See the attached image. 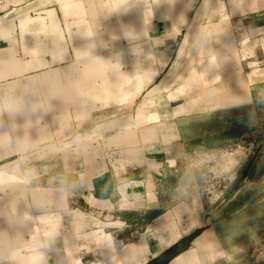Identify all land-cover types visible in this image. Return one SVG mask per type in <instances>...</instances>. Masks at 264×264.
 <instances>
[{
	"label": "crops",
	"instance_id": "crops-1",
	"mask_svg": "<svg viewBox=\"0 0 264 264\" xmlns=\"http://www.w3.org/2000/svg\"><path fill=\"white\" fill-rule=\"evenodd\" d=\"M200 2L0 0V11L29 4L46 10L44 18L21 17L18 34L15 21L0 23V167L21 157L13 169L30 181L0 190V264H146L194 233L196 241L171 264H242L241 254L252 252L226 246L214 222L243 218L259 204L238 210L247 203L240 201L247 154L224 152L217 169L224 192L214 207L204 195L169 205L163 180L194 151L179 122L264 102V0H204L197 50L167 89L172 103L182 102L167 104L166 116L138 108L136 117L93 119L101 109L131 107L164 75ZM38 25L45 44L28 36ZM106 42L117 48L111 58L99 54ZM124 43L135 46L124 50ZM221 120L220 127L230 126ZM73 121L78 135L67 139ZM61 174L75 176L73 191L56 186ZM68 198L95 213L70 212ZM91 222L109 233L106 249L86 230Z\"/></svg>",
	"mask_w": 264,
	"mask_h": 264
},
{
	"label": "rangeland",
	"instance_id": "rangeland-1",
	"mask_svg": "<svg viewBox=\"0 0 264 264\" xmlns=\"http://www.w3.org/2000/svg\"><path fill=\"white\" fill-rule=\"evenodd\" d=\"M2 5H5L4 2H1V6ZM36 9L37 5L34 4V7L30 11L25 12L22 15L14 17L12 19V21H15L16 34L19 33L18 21L26 14L31 19H36L40 16H42V18L45 17L46 10L41 14L39 11H36ZM7 12L8 10L0 11V16L4 15ZM114 20H116V18ZM237 28V24L233 25L235 36L239 41L241 37L237 31ZM30 33L34 34L33 40L40 39L41 42L47 40L46 32L42 30L41 25L34 27V29L31 28L30 31L28 30V36ZM107 39L108 37L104 35L102 41H106ZM67 46L73 57L72 63H75L76 60L74 56L73 46L70 43H68ZM103 46L105 47V49L99 51V54L110 56V58L113 57V53H116V46L108 42L104 43ZM133 46H135V44L130 43V45H127L126 43H124V50L127 49V47L129 49ZM111 63L115 64L112 61ZM66 65L67 64L63 65L62 67ZM170 67L171 65L169 66V68ZM169 68L159 80L148 87L146 91H144L142 96H140L134 103H132L133 105H131V107H126L127 109L122 107H116L115 109H101L102 111L100 110L99 112L93 114L94 121H99L100 124H102L104 121L109 120V117H111L112 115H116L118 120H122L123 117L128 114L136 117L138 115V108L142 111L141 114L151 112L158 113L162 117L166 116V111L168 110V107H166V105L171 103V105L174 106L182 102V100H175L172 103L171 101L173 100L170 99L168 93L170 89L167 90V88L164 87L161 88V90H159L157 93V95L163 94L164 96L162 97H157L155 99V93L151 95H148V93H150L160 84L162 78L166 75ZM176 79L177 76L174 80L168 81V88H171L173 84L175 85ZM151 99L153 101L147 102L145 104L146 107L141 106L145 101ZM222 118L230 123L229 127H220ZM133 120L134 118L132 119V121ZM233 121L237 122L234 123ZM179 123L174 124L173 121H169L168 125H181L180 131L186 138L188 149H194V151L189 152L186 157L180 158L176 171H173L172 174H167L168 176L165 178V180H163V192L168 193V196H170V198L168 199L169 205H173L172 203L183 200L187 197L204 195L213 200V202H211V207H214L213 205L216 204L213 203H218V201H220L218 200V197H220V191L224 192L222 184L219 180V174L217 172L220 161L224 160V152H228L234 155L237 152H243L244 154H247V156H245V159L247 160V162H244L246 163L245 165H249V161L258 153V161L252 169V172L249 173L248 180L243 183V189L240 194V201H244L247 203H244L242 206L240 205L238 210H241L243 206H250L251 202H255L256 204H258L259 202V204L250 210H246L247 214L243 218L231 220L225 219V217L224 219H220L216 216L214 222L217 221L219 223L220 220L218 232L220 233L224 244L230 249H252V252L251 250H247L249 252H243L241 254L242 256L240 260L242 264H264V102L258 103L254 107L248 109H240L227 113L217 112L211 115H196ZM77 125L78 124L74 121L70 124V127H72L73 130H67V139H69L71 135V138H74L75 135H78L79 129L77 128ZM90 126L91 124L88 123L85 125V127L83 125V128H88ZM148 128H150L149 125ZM231 130L234 131L235 134L242 133V136L238 140L227 139L226 141H222L218 139V137L223 134V132L225 133ZM231 158H234L236 160L239 159L238 156H232ZM76 159V157H72L71 163L75 164ZM13 162H21V157H13L9 159L5 164H7L6 166H13L15 165V163ZM245 168L246 166H244L243 169ZM62 176L63 175L61 174V177L59 178V175H56L55 178L57 179V182L59 179H64L63 181H61V183L58 182L56 186H64V188H66L67 190L73 191L75 189L76 182L75 176L66 175V178ZM49 181L50 179L47 183L48 187L52 185ZM229 188L230 189L228 193H232L235 190L234 186H230ZM68 199L70 200V198ZM68 206V210L70 212H75L78 210L82 212L91 211L90 209H87L86 207L81 206L79 203L73 202L72 200L69 201ZM232 213H228L227 216H230ZM251 214H253L252 219H247ZM98 224L95 222H91V224L87 223L86 227V230L94 233L95 237L97 238L102 236L103 234L98 232L99 230H101L99 229ZM104 234L106 235L109 233L106 232Z\"/></svg>",
	"mask_w": 264,
	"mask_h": 264
},
{
	"label": "water",
	"instance_id": "water-1",
	"mask_svg": "<svg viewBox=\"0 0 264 264\" xmlns=\"http://www.w3.org/2000/svg\"><path fill=\"white\" fill-rule=\"evenodd\" d=\"M204 0H201L196 12L194 13L188 27L185 30L182 41L177 50L176 56L171 64L166 75L162 78L160 84L152 90L148 95L153 93H157L161 88L169 89L168 81L174 80L176 76L180 74L184 65L187 61L192 57L197 50V41H196V25L199 19V15H197L198 9ZM34 6L32 4L23 6L18 9L8 10L7 13L0 16V23L10 21L14 17H18L25 12L30 11ZM168 85V86H167ZM258 153L252 158L249 167L247 168L246 173L244 174V178L248 179L249 173L256 165L258 161ZM13 166H3L0 167V190L2 189H11V188H26L30 186V181L26 174L21 171V173H17L14 171ZM199 233H194L190 236L185 237L179 242L172 245L170 248L162 252L159 256L155 257L151 261L146 264H171L175 259L180 257L182 254L187 252L193 243L198 238Z\"/></svg>",
	"mask_w": 264,
	"mask_h": 264
},
{
	"label": "trees",
	"instance_id": "trees-1",
	"mask_svg": "<svg viewBox=\"0 0 264 264\" xmlns=\"http://www.w3.org/2000/svg\"><path fill=\"white\" fill-rule=\"evenodd\" d=\"M4 44L2 42H0V47H2ZM242 136V133H237L235 134L234 131H227L223 134H221L218 139L222 140V141H226L227 139H239Z\"/></svg>",
	"mask_w": 264,
	"mask_h": 264
},
{
	"label": "bare ground",
	"instance_id": "bare-ground-1",
	"mask_svg": "<svg viewBox=\"0 0 264 264\" xmlns=\"http://www.w3.org/2000/svg\"><path fill=\"white\" fill-rule=\"evenodd\" d=\"M5 31H6V29H2V30H1V33L4 35ZM7 144H8V143H7ZM106 239H107V238H105V237H102V238H101V240L103 241V244H105V249H106V243H107Z\"/></svg>",
	"mask_w": 264,
	"mask_h": 264
},
{
	"label": "built area",
	"instance_id": "built-area-1",
	"mask_svg": "<svg viewBox=\"0 0 264 264\" xmlns=\"http://www.w3.org/2000/svg\"><path fill=\"white\" fill-rule=\"evenodd\" d=\"M79 211V210H78ZM89 213H95L94 211H89ZM101 237H105L107 238L106 241H108V236H106L104 233L102 234ZM102 247L105 248V244H103V242L101 243Z\"/></svg>",
	"mask_w": 264,
	"mask_h": 264
}]
</instances>
